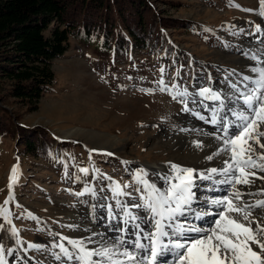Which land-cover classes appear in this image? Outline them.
I'll return each mask as SVG.
<instances>
[{
  "label": "rangeland",
  "instance_id": "374dc122",
  "mask_svg": "<svg viewBox=\"0 0 264 264\" xmlns=\"http://www.w3.org/2000/svg\"><path fill=\"white\" fill-rule=\"evenodd\" d=\"M182 2L178 8L169 9L168 1L161 7L168 8L166 14L172 18H190L205 25L208 37L178 34V66L170 64L166 71L155 68L153 76L148 72L130 73L123 61L99 57L91 47L73 41L68 52L54 61L57 83L42 98L38 109L21 110L27 123L50 127L60 139L85 147L88 152L84 149L79 158L86 161L81 167L88 171L75 173L71 183L42 159L36 163L24 158L18 161L13 150L5 152L0 167V206L9 210L11 224L0 216V245L5 248L8 264H69L58 245L63 244L75 259L77 252L67 243L70 235L96 247L91 232L94 223L105 217L119 226L125 221L120 214L128 208L137 217L146 214V208L133 207L144 203L137 173L142 172V179L163 188L156 184L158 173L151 166H166L172 173V164H195L188 154L196 151L198 157L203 153L198 150L208 153L204 159L199 157L196 165L203 167L208 161L214 164L207 157L213 156L209 153L215 150V144L200 135L206 125L228 127L229 133L219 131L223 138L238 134L234 125L240 121L233 115L243 108L238 98L255 87L252 81L258 76L253 69L264 68V17L255 11L258 0ZM257 24L261 32L256 31ZM204 89L210 92L201 95ZM213 94L219 99H213ZM214 114L215 124L208 121ZM260 130L264 131V125ZM260 142L264 143V137ZM253 147L255 154L264 152L255 143ZM95 153L106 156L96 157L95 163ZM14 165H18V177L11 188L14 198L10 199L9 176ZM252 171L256 176L250 177L251 184L264 187V179L257 178L264 177V171ZM21 178L26 182L23 186ZM203 181L208 180L200 179L199 191L205 189L200 183ZM114 183L121 185L120 195L113 191ZM5 200H9L7 205ZM13 226L18 234H13ZM131 232L133 235L135 229ZM29 244L36 247L30 248ZM8 249L13 250L11 255Z\"/></svg>",
  "mask_w": 264,
  "mask_h": 264
},
{
  "label": "trees",
  "instance_id": "16d2710c",
  "mask_svg": "<svg viewBox=\"0 0 264 264\" xmlns=\"http://www.w3.org/2000/svg\"><path fill=\"white\" fill-rule=\"evenodd\" d=\"M165 1L169 9L183 5L182 0H0V167L5 152L13 150L15 160L42 159L71 183L83 172L86 161L79 157L88 150L60 139L50 127L27 123L21 110L38 109L57 83L54 61L73 41L99 57L123 61L130 73L153 76L156 69L178 66L177 35L208 37V29L168 16L169 9L161 7ZM98 156L106 155L95 153V163Z\"/></svg>",
  "mask_w": 264,
  "mask_h": 264
},
{
  "label": "snow or ice",
  "instance_id": "6c2138e0",
  "mask_svg": "<svg viewBox=\"0 0 264 264\" xmlns=\"http://www.w3.org/2000/svg\"><path fill=\"white\" fill-rule=\"evenodd\" d=\"M259 7L257 14L264 17V0H258ZM239 7V5H233ZM252 11V10H248ZM256 31L261 32V25L257 24ZM258 78L253 80L255 85L250 94L243 93L238 99H242L243 108L239 112L233 113L237 120L238 134H232L229 138L222 139L223 147L220 151L229 153V159L225 160L224 166L219 170L211 168L208 173H198L196 169L172 164V174L166 177V187H157L142 179L143 173H137L136 179L143 185L141 200L143 205H133V207H144L151 213L154 221V231L145 233L140 229L139 224H134L138 231L133 235L136 237L131 242V251L127 250L125 240L113 242L112 247L104 246L89 249L82 241L67 240L78 251L75 259L78 264H157L158 260L168 254L172 257V264H264V218L257 219L253 216V210L264 207V200H257L254 204L242 203L245 193L240 191L237 185H249L253 181L250 177H255L256 172L252 169L264 171V152L256 153L253 143L264 149L261 138L264 131V68H254ZM246 80L250 79L245 77ZM163 90V89H162ZM209 89H204L201 95L209 93ZM213 99H219L217 94H213ZM224 107L221 102V108ZM217 123L214 117L211 121ZM197 147L200 143L197 142ZM255 154V155H254ZM215 155V154H214ZM208 160L213 156L209 155ZM87 172L88 169H82ZM231 176L230 180L221 181L228 183L232 187L230 195H225L222 199H213L211 204L221 207L217 213L214 226L208 230L196 226H189L186 221H182L186 211L195 199L193 188L197 179L212 180L213 174ZM18 177V165H14L9 176V198H14L11 188ZM264 179V177H257ZM90 190V189H89ZM113 191L120 195L122 188L119 183H114ZM264 192V189H261ZM5 205L9 200H5ZM117 204L123 209V205ZM0 216L11 224L10 213L6 207L0 206ZM125 216L135 222L137 217L131 210L125 211ZM199 218V217H197ZM128 219L125 220V224ZM13 234H18L13 226ZM195 233L196 235H190ZM67 239V238H65ZM142 240L149 241L148 244ZM19 243V241H17ZM29 247L36 245L29 244ZM61 252L68 259H73V253L63 244L58 245ZM125 248L124 251H120ZM12 249L7 250V254H12ZM94 257L96 259H94ZM120 257H123L121 259ZM60 259L59 256L56 257ZM0 264H8L5 258V248L0 245ZM164 264H167L165 261Z\"/></svg>",
  "mask_w": 264,
  "mask_h": 264
},
{
  "label": "bare ground",
  "instance_id": "6f19581e",
  "mask_svg": "<svg viewBox=\"0 0 264 264\" xmlns=\"http://www.w3.org/2000/svg\"><path fill=\"white\" fill-rule=\"evenodd\" d=\"M210 101L212 102L213 100H210ZM204 116H205V114H204ZM209 119H208V121H211L213 119V117L210 120ZM208 124H210V123H208ZM202 131L203 132L200 135L204 134L205 140H208L209 142L212 141L215 144L214 145L215 150H213L209 153V154H211V153L213 154L212 160H213L214 164L209 165L210 162L207 159L208 165H205V166L203 165V167L196 165V161L200 162L199 157L204 159L205 158L204 155L206 153H208V150H198V151H200L199 153L203 152L198 157L196 156V154L198 155V153H196V151L195 152L191 151L188 154V158L189 159L194 158L195 164H193V165H189L186 163H183V164H185L184 166H186V167L196 169L198 173L207 174L208 170L211 168H217L219 170L221 167L224 166L223 162L225 160L229 159V153L228 152L217 150V148L221 149L223 147V141H222V139H218V137H223L222 134L225 132L226 133L228 132V127L218 129V128H213L212 125H206V129H203ZM219 131H221L222 134L219 133ZM207 145H209L208 142H206V147H207ZM151 169H155V171H157V173H158L157 176L159 177V179H158V182H156V184L160 185L162 187H166L167 183H166L165 178L171 176L170 175L171 172H170L169 168L166 166H159V167L151 166ZM213 175L214 176L219 175V178L218 179L214 178L213 182L211 180L200 182V183H203L205 185V186H203L205 189L202 191L198 190L199 189V183L198 182L200 181V179H197L195 181V187L193 188V192L195 194V199H194V201L190 207V210L186 211V213L183 217H180V219L182 221H186L189 226H196V227H200V228L205 229V230H208L211 227H213L214 221L217 218V213L219 211H221L222 209L219 206L212 205L211 201L213 199H216V200L222 199L225 195H230L232 190H233L230 184L221 183V181L230 180L231 179L230 175L225 176V175L219 174V172L217 174H213ZM236 187L242 192L251 193V195H245L243 197L242 203H247V204L251 205V204H254L255 201H257V200H264V192H261V189H264L263 186L256 185V184H255V186H253L252 184H249V185H237ZM199 194H202V196H199ZM195 201H197L198 204H196ZM129 209L130 208H128L127 210H129ZM131 212L134 216H136L132 210H131ZM253 216L257 219L264 218V207L254 209L253 210ZM118 217H119V215L118 216L116 215L115 218H118ZM120 217L123 220L128 219L125 216V211H123V213L120 214ZM197 217H199V218H197ZM134 224H139L140 229L143 230V232L141 233V237H143V235L145 233H150V232L154 231V228H153L154 221L152 220L151 213L149 211H147L145 215H141V216L137 217L135 222L130 221L127 224H125V221H124L123 223L121 222L119 224V226H116L118 224H113L112 222H110V219L104 217L102 220H100V222L98 224L94 223V230H91V232L95 236V241H96V244L93 246H96V247H92L89 244L88 245L85 244V246L89 249H95V248L104 247V246L112 247V246H114L113 242H119L120 240H125L127 242L125 247L127 248V250L131 251V242L134 241L136 239V237L134 235H132V232L134 230L130 233V229L134 228L135 232L138 231V229L135 228ZM190 235L195 236L196 234L191 233ZM81 236H83V235H81ZM74 238H75V236L72 237V235H70L67 240H74ZM142 242L145 244L149 243V241H147V240H142ZM74 250H76V249H74ZM124 250H125V248L120 249V251H124ZM76 252L78 254L77 250H76ZM120 258L123 259V257H120ZM94 259H96V258L94 257ZM165 261L167 262V264H172V257L169 256L168 254H165L164 256H162L158 260L157 264H164ZM69 262H70L69 264H78V261L75 259H71V260L69 259ZM34 264H40V263L35 262Z\"/></svg>",
  "mask_w": 264,
  "mask_h": 264
}]
</instances>
